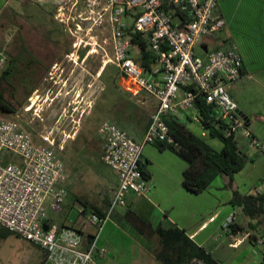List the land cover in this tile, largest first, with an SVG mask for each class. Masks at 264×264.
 I'll return each instance as SVG.
<instances>
[{
  "label": "built area",
  "instance_id": "2783aa9c",
  "mask_svg": "<svg viewBox=\"0 0 264 264\" xmlns=\"http://www.w3.org/2000/svg\"><path fill=\"white\" fill-rule=\"evenodd\" d=\"M94 2L101 3L96 11L99 23L107 15L109 34L103 42L108 41L112 50L103 66L114 65L117 85L124 93L129 96L144 93L156 102L139 140L112 122H103L99 127L98 134L103 139L101 159L116 172L118 184L111 191L104 215L93 211L89 215L98 232L112 211L123 204L126 193L144 196L150 190L141 171V154L146 144L174 143L167 121L176 120L184 125L190 119L201 124L203 116L196 107L198 101L208 105L225 136L232 135L237 141L247 139V146L258 153H263L264 147L247 127L227 88L242 74V59L236 47L206 50L203 56L195 51L202 39L214 36L224 24L214 16L217 0ZM186 10L192 19L181 25L178 12ZM58 15L61 20L64 12L59 10ZM128 28L140 33L155 57L150 70H143L135 61L136 51ZM5 61L0 50V70ZM28 102L23 107L31 115L28 128L17 119H0V227L39 247L44 262L49 264H98L97 257L103 256L105 249L96 246V233L83 247L80 230L47 223L48 212L60 210L64 200L65 189L60 183L65 173L59 153L67 140L74 139L78 128L75 124L71 129L68 126L76 121L67 119L65 124L58 114L54 119L56 125L48 127L42 117L44 108L32 97ZM71 105L68 102L63 108L66 117H71L68 115L71 109H66ZM36 122L40 124L38 132L34 131ZM32 132L41 142L33 140ZM258 189L264 190V178ZM262 244L263 240L256 238L255 245Z\"/></svg>",
  "mask_w": 264,
  "mask_h": 264
},
{
  "label": "rangeland",
  "instance_id": "374dc122",
  "mask_svg": "<svg viewBox=\"0 0 264 264\" xmlns=\"http://www.w3.org/2000/svg\"><path fill=\"white\" fill-rule=\"evenodd\" d=\"M30 2L25 5V12L31 10ZM92 2L54 0L50 5L51 10L47 9V15L42 13L41 16L38 10H32V13H24V18L10 9L0 28V50L6 57L0 70V93L12 108L10 113L0 111V119H17L28 128L31 115L24 112L23 107L32 97L35 103H40L44 108L42 117L48 127L56 125L54 115L57 111L65 124L67 119L76 121H71L68 126L71 129L75 124L78 128L74 139L67 140L59 153L65 173L60 183L65 189L64 202L60 211L50 212L49 215L57 226L65 220V223L75 224L84 230L93 227L87 217L91 212L88 202L97 197L105 200L118 184L116 172L101 159L103 139L98 134L100 125L112 122L130 136L137 137L139 128L149 121L150 106L155 103L144 93L134 96L122 93L117 86L114 65L103 66V60L112 52L108 41L103 42L109 34L107 15L102 16L99 23L96 11L101 3ZM59 10L64 12L61 20ZM22 29L28 50L24 53V60L19 57L18 34ZM195 51L198 55L204 54L199 45ZM5 68L9 69V74L1 78ZM44 78L54 79L56 83L53 88L60 84L61 89L49 92L52 83H47ZM65 79L68 82L72 80L66 88L62 85ZM68 102H72L71 107H66L71 109L68 114L71 117H66L63 111ZM33 126L34 131L38 132L39 122ZM186 127L214 149H221V141L211 137L198 121L193 120ZM32 133L33 140L41 142L37 134ZM111 186L113 188L110 190ZM0 264L49 263L44 262L43 251L39 247L11 233L7 239H0Z\"/></svg>",
  "mask_w": 264,
  "mask_h": 264
},
{
  "label": "crops",
  "instance_id": "0c3cea01",
  "mask_svg": "<svg viewBox=\"0 0 264 264\" xmlns=\"http://www.w3.org/2000/svg\"><path fill=\"white\" fill-rule=\"evenodd\" d=\"M28 1H31L32 8L25 12ZM53 1L0 0V28L10 9L21 14L22 18L24 13H32V10H38L42 16V13L48 14L47 9L51 10ZM214 16L221 18L224 24L214 36L202 39L199 46L203 47L202 51L236 47L242 59V74L227 88L247 127L264 147V0H217ZM155 105L156 102L150 106L151 112ZM191 121L188 119L184 125ZM147 123L133 138L141 139ZM238 142L249 160L234 174L235 188L241 194H264L263 189H258L264 178V152L249 148L247 139L242 138ZM141 160L148 172L150 190L146 195L126 193L123 204L112 211L98 232L89 218L90 214L87 215L93 225L90 229L69 225L65 220L60 225L80 230L83 247L87 246L89 236L96 233V246L105 249V254L97 257L98 264H166L155 256L160 248L157 229L175 227L182 229L221 264L261 263L264 258V220L257 223L245 216L240 207L231 205L232 192L226 186L225 175H218L205 190L193 193L183 186V171L187 163L169 149L146 144ZM106 197L105 200L97 197L88 202L90 211L104 213L110 193ZM50 212L56 211L48 212L47 223L55 224ZM230 223L242 226L243 231L232 233ZM256 238L263 240L261 247L255 245Z\"/></svg>",
  "mask_w": 264,
  "mask_h": 264
},
{
  "label": "trees",
  "instance_id": "16d2710c",
  "mask_svg": "<svg viewBox=\"0 0 264 264\" xmlns=\"http://www.w3.org/2000/svg\"><path fill=\"white\" fill-rule=\"evenodd\" d=\"M178 14L181 18V25L192 19L191 13L188 10L178 12ZM126 30L131 37L130 41L132 45L135 47V61L143 70H150L155 62V57L146 47V40L140 36V33L132 31L129 28ZM8 74L9 69L5 68L1 73V78H6ZM115 77L117 79V71ZM196 107L203 116L201 121L202 127L208 131L211 137H216L221 141V149H214L203 138L195 135L185 125L176 120L167 121L175 144L157 141L154 145L159 149H169L185 160L187 166L183 171V186L188 191L199 193L209 187L218 175H225L227 178L226 186L232 192L231 205L240 207L245 216L254 219L257 223L263 221L264 194H241L234 184V174L243 168L249 160L248 156L239 148L238 141L234 136L224 135L208 105L198 101ZM0 111L6 113L12 112L10 103L1 93ZM141 171L144 177L148 178V172L144 169L142 160ZM95 213L99 216L104 215V213L99 211ZM229 229L232 233H237L243 231L244 228L238 224L230 223ZM157 232L160 237V248L155 252V256L162 262L166 264H195L199 261L202 264H221L204 247L192 241L182 229L177 227L167 230L158 228ZM10 234L9 231L0 227V238L7 237ZM91 236H89L88 241L91 239ZM260 264H264V258Z\"/></svg>",
  "mask_w": 264,
  "mask_h": 264
},
{
  "label": "flooded vegetation",
  "instance_id": "af4514ba",
  "mask_svg": "<svg viewBox=\"0 0 264 264\" xmlns=\"http://www.w3.org/2000/svg\"><path fill=\"white\" fill-rule=\"evenodd\" d=\"M24 36V32H23V29L20 31V33L18 34V41L20 42V48H19V52H20V54H19V57H21L23 60H24V53H27L28 52V50H27V46H25V37H23ZM25 46V47H24ZM79 57H81V55L79 56ZM71 59V58H70ZM74 62H76L75 60H73ZM77 63V62H76ZM69 65V64H68ZM70 67H71V65H70ZM99 67V66H98ZM72 70L74 69V67H72L71 68ZM52 77V76H51ZM50 77V78H51ZM45 79V81H47V83H52V84H50L49 85V92H51V93H54L53 91H52V89H61V87L59 88V85L60 84H58V86H56V88H53V84H55L56 83V81L54 80V79H46V78H44ZM74 79V78H73ZM71 82H72V80L71 81H67V79H65V82L62 84L63 86H64V88H66V87H68V86H70V84H71ZM56 115H54V119L57 117V115H58V113H55Z\"/></svg>",
  "mask_w": 264,
  "mask_h": 264
},
{
  "label": "water",
  "instance_id": "95a60500",
  "mask_svg": "<svg viewBox=\"0 0 264 264\" xmlns=\"http://www.w3.org/2000/svg\"><path fill=\"white\" fill-rule=\"evenodd\" d=\"M45 224V223H44ZM44 228H46V225H44Z\"/></svg>",
  "mask_w": 264,
  "mask_h": 264
}]
</instances>
